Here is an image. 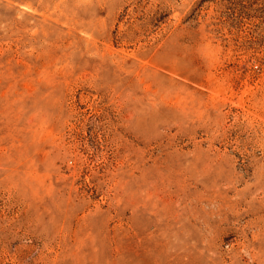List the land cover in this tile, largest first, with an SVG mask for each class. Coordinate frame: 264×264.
<instances>
[{
  "label": "rangeland",
  "instance_id": "obj_1",
  "mask_svg": "<svg viewBox=\"0 0 264 264\" xmlns=\"http://www.w3.org/2000/svg\"><path fill=\"white\" fill-rule=\"evenodd\" d=\"M0 264H264V0H0Z\"/></svg>",
  "mask_w": 264,
  "mask_h": 264
}]
</instances>
